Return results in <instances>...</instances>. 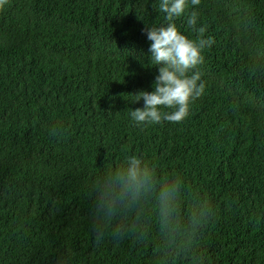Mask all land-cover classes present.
Masks as SVG:
<instances>
[{
  "label": "trees",
  "instance_id": "16d2710c",
  "mask_svg": "<svg viewBox=\"0 0 264 264\" xmlns=\"http://www.w3.org/2000/svg\"><path fill=\"white\" fill-rule=\"evenodd\" d=\"M193 7L204 33L187 14L175 22L214 38L198 65L205 92L182 121L142 125L130 112L158 74L145 31L167 24L158 0L0 4V264H54L66 250L75 264H154V230L92 232V181L132 153L212 201L206 264H264V0Z\"/></svg>",
  "mask_w": 264,
  "mask_h": 264
},
{
  "label": "clouds",
  "instance_id": "9594fccd",
  "mask_svg": "<svg viewBox=\"0 0 264 264\" xmlns=\"http://www.w3.org/2000/svg\"><path fill=\"white\" fill-rule=\"evenodd\" d=\"M200 3L158 0L167 24L145 29L152 42L149 62L158 66V74L152 91L133 94L134 102L144 101L143 107L130 112L138 124L180 122L189 115L192 102L204 94L206 82L198 65L204 62L203 50L212 45L214 38H191L175 22L187 14L192 30L204 33L206 29L198 25V11L193 7L188 12L189 5ZM90 194L92 232L98 242L108 236L117 240L133 236L142 241L154 230V264H206L197 241L215 214L214 205L209 198L188 190L178 174H162L147 158L126 154L119 164L106 167L94 178ZM54 264H75V255L66 250L57 255Z\"/></svg>",
  "mask_w": 264,
  "mask_h": 264
}]
</instances>
